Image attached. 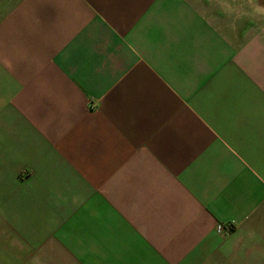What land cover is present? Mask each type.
I'll use <instances>...</instances> for the list:
<instances>
[{"label": "crops", "instance_id": "obj_1", "mask_svg": "<svg viewBox=\"0 0 264 264\" xmlns=\"http://www.w3.org/2000/svg\"><path fill=\"white\" fill-rule=\"evenodd\" d=\"M9 193L14 264H264V2L0 0Z\"/></svg>", "mask_w": 264, "mask_h": 264}, {"label": "rangeland", "instance_id": "obj_2", "mask_svg": "<svg viewBox=\"0 0 264 264\" xmlns=\"http://www.w3.org/2000/svg\"><path fill=\"white\" fill-rule=\"evenodd\" d=\"M5 196H9L8 199H0V261L3 264H14L16 259L13 260L12 252H17L16 257H19L20 260L29 257L30 253L33 252V248L25 240V235L22 233H26L32 227V222L39 218L22 210L23 208L13 217L10 193ZM21 205H26V203H21ZM14 221H16L15 225H13Z\"/></svg>", "mask_w": 264, "mask_h": 264}, {"label": "built area", "instance_id": "obj_3", "mask_svg": "<svg viewBox=\"0 0 264 264\" xmlns=\"http://www.w3.org/2000/svg\"><path fill=\"white\" fill-rule=\"evenodd\" d=\"M224 229H225V225L224 224L220 223V224L217 225V231L218 232H223Z\"/></svg>", "mask_w": 264, "mask_h": 264}]
</instances>
